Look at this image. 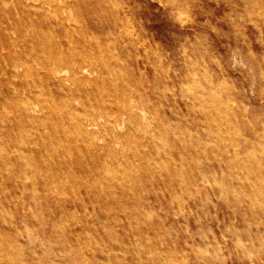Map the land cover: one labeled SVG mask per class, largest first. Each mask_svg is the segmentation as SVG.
<instances>
[{
    "label": "rangeland",
    "instance_id": "obj_1",
    "mask_svg": "<svg viewBox=\"0 0 264 264\" xmlns=\"http://www.w3.org/2000/svg\"><path fill=\"white\" fill-rule=\"evenodd\" d=\"M2 262L264 264V0H0Z\"/></svg>",
    "mask_w": 264,
    "mask_h": 264
},
{
    "label": "bare ground",
    "instance_id": "obj_2",
    "mask_svg": "<svg viewBox=\"0 0 264 264\" xmlns=\"http://www.w3.org/2000/svg\"><path fill=\"white\" fill-rule=\"evenodd\" d=\"M53 1V0H52ZM55 1V0H54ZM44 2V1H43ZM59 2V1H58ZM42 3V2H41ZM50 4V3H49ZM72 4V3H71ZM71 11V10H70ZM42 12V11H41ZM65 12V11H64ZM72 12V11H71ZM44 13V12H43ZM68 13V12H67ZM35 14V13H34ZM64 14V13H63ZM73 14V13H72ZM18 15V13H17ZM74 15V14H73ZM34 16V15H33ZM21 18V17H20ZM26 18V17H25ZM34 19V18H32ZM100 20V19H99ZM22 26V25H21ZM77 27V26H76ZM15 28V27H14ZM74 30V29H73ZM55 31V30H54ZM61 31V30H60ZM87 31V29H86ZM53 33V31H51ZM78 32V31H77ZM109 32V31H108ZM47 33V32H46ZM51 33V34H52ZM66 33L68 34V32L66 31ZM73 33V32H72ZM42 34V33H41ZM57 34V33H56ZM83 34V33H82ZM45 35V34H43ZM69 35V34H68ZM71 35V34H70ZM75 35V34H74ZM113 36V35H112ZM57 37V36H55ZM76 38V36H75ZM19 39V38H18ZM37 39V38H36ZM98 39V38H97ZM95 39V40H97ZM22 40V39H21ZM54 40L56 41V39L54 38ZM60 40V39H59ZM25 41V40H24ZM48 41V40H47ZM50 42V41H49ZM78 42V41H77ZM30 43V42H29ZM45 43V42H44ZM33 44V43H32ZM47 44V43H46ZM27 45V44H26ZM60 46V45H59ZM59 48V47H58ZM61 48V47H60ZM63 49V48H62ZM73 50V49H72ZM82 50V49H81ZM84 50V49H83ZM60 51V50H59ZM63 51V50H62ZM85 51V50H84ZM74 52H75V49H74ZM63 53V52H62ZM76 53V52H75ZM89 53V52H88ZM65 54V53H64ZM60 55L58 56L56 59H54L53 61H50V66H49V77L51 79H53V83L55 85H57L60 89H63L64 88V83L66 82V77L63 76V73H66L68 71H71L73 73V78H76L78 76V73L81 71V72H84L87 68V67H84V66H81V63L78 61H71L69 59H67L66 57H64L63 55ZM86 54V53H85ZM76 55V54H75ZM85 56V55H84ZM78 59V57H77ZM26 61V59H24ZM75 60V59H74ZM86 60V59H85ZM17 62V61H16ZM29 62V61H28ZM86 62V61H85ZM5 64H6V61H5ZM7 66V64H6ZM25 66V65H24ZM38 66V65H37ZM206 66V64H205ZM7 68V67H6ZM31 68V67H30ZM40 68V67H38ZM38 70V69H37ZM96 71V67H95V70ZM76 75V76H75ZM94 75V74H93ZM92 76V75H91ZM96 77V76H95ZM91 80V79H90ZM190 80V79H189ZM97 82V81H95ZM149 83V82H148ZM189 83V82H188ZM197 83V82H196ZM209 83V82H208ZM193 84V83H191ZM190 84V85H191ZM201 84V83H200ZM211 85V84H210ZM203 88V87H202ZM96 89V88H95ZM111 89V88H110ZM197 89H198V86H197ZM201 89V88H200ZM205 89V88H204ZM141 90V89H140ZM222 90V89H221ZM138 91V90H137ZM202 91V90H201ZM204 92V91H203ZM200 94V93H198ZM220 94V93H219ZM201 96V95H200ZM64 97V96H63ZM108 97V95H107ZM45 100H47L45 98ZM109 100V98H108ZM215 100V99H214ZM212 99V102L214 101ZM48 101V100H47ZM80 101V100H79ZM81 102V101H80ZM220 102V101H219ZM45 103V102H43ZM48 103V102H47ZM216 103V102H215ZM233 103V102H232ZM191 104V103H190ZM217 104V103H216ZM202 105V104H201ZM219 105V104H218ZM46 106H48L46 104ZM225 107V105H224ZM22 109L25 111L26 115L32 119L34 118V116L32 115V111H34V108L31 107L27 102H23V105H22ZM103 109V108H102ZM221 109V107H220ZM86 110V109H85ZM104 110V109H103ZM106 108H105V114L108 113L106 112ZM223 110V108H222ZM227 111V109H226ZM225 111V112H226ZM50 112V111H49ZM81 114V112H79ZM47 114V113H46ZM104 116V115H103ZM40 117V116H38ZM227 117V116H226ZM225 117V118H226ZM69 118V117H68ZM102 118V117H101ZM55 119V118H54ZM52 121V120H51ZM100 116L96 115V114H90L88 117H86L85 119H81L79 120L77 123H74V127H73V130L71 131L72 134L77 140V142L79 141H82L84 142L87 147L89 148V150L91 151H95L97 149V146L95 144V141L96 139L98 138V132L100 131L99 130V127L101 126V123H100ZM163 122V121H162ZM228 122V121H227ZM225 123V122H224ZM73 125V124H72ZM113 126V125H111ZM166 126V125H164ZM103 127V126H102ZM105 127V126H104ZM103 127V128H104ZM120 128V127H119ZM49 129V128H48ZM47 129V130H48ZM102 130V129H101ZM105 131V130H104ZM219 131V130H218ZM55 133V132H54ZM68 133V132H67ZM106 133V132H105ZM115 134V133H114ZM220 134V133H219ZM130 135V134H129ZM100 140V139H99ZM103 140H101V143H102ZM214 141V140H213ZM58 142V141H57ZM63 142V141H62ZM107 143V142H106ZM116 143V142H114ZM133 144V143H132ZM163 144V143H162ZM214 144H217L216 141ZM165 146V145H164ZM51 153V152H50ZM70 154V153H69ZM82 154V153H81ZM71 155V154H70ZM85 156V155H84ZM111 156V155H110ZM258 156V155H257ZM135 157V156H134ZM136 158V157H135ZM154 158V157H153ZM106 159V157H105ZM213 159V158H211ZM256 159V158H255ZM71 160V159H70ZM258 160V158H257ZM86 161V160H85ZM72 163V161H71ZM91 163V162H90ZM89 163V164H90ZM88 164V165H89ZM73 168V167H72ZM252 171V170H251ZM252 173V172H250ZM226 175V174H225ZM85 177V176H84ZM61 178V177H60ZM251 179V178H250ZM92 180V179H91ZM248 180V178H247ZM62 181V180H61ZM228 181V180H227ZM249 181V180H248ZM62 184V183H61ZM255 184V183H254ZM226 185V184H224ZM62 186V185H61ZM6 193V192H5ZM65 195V194H64ZM66 196V195H65ZM95 196V195H94ZM65 199V198H64ZM256 208V207H255ZM258 211V210H257ZM8 261V260H7ZM259 261V260H258ZM5 262V261H4ZM34 263V262H33ZM3 264V262H2Z\"/></svg>",
    "mask_w": 264,
    "mask_h": 264
}]
</instances>
